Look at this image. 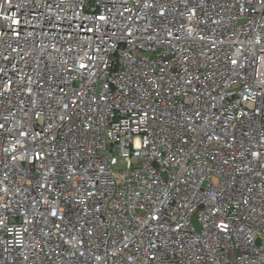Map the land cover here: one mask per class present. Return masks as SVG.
<instances>
[{"label":"built area","instance_id":"1","mask_svg":"<svg viewBox=\"0 0 264 264\" xmlns=\"http://www.w3.org/2000/svg\"><path fill=\"white\" fill-rule=\"evenodd\" d=\"M0 264H264V0H0Z\"/></svg>","mask_w":264,"mask_h":264}]
</instances>
